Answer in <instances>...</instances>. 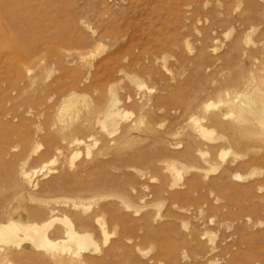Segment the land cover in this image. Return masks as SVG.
I'll use <instances>...</instances> for the list:
<instances>
[{
    "label": "rangeland",
    "instance_id": "rangeland-1",
    "mask_svg": "<svg viewBox=\"0 0 264 264\" xmlns=\"http://www.w3.org/2000/svg\"><path fill=\"white\" fill-rule=\"evenodd\" d=\"M254 28L264 0H0V221L69 219L94 245L65 264H264V148L219 160L176 107Z\"/></svg>",
    "mask_w": 264,
    "mask_h": 264
},
{
    "label": "bare ground",
    "instance_id": "bare-ground-1",
    "mask_svg": "<svg viewBox=\"0 0 264 264\" xmlns=\"http://www.w3.org/2000/svg\"><path fill=\"white\" fill-rule=\"evenodd\" d=\"M242 40L243 48L239 45L241 51L246 50V52L242 54L239 66L234 65L232 58L223 59V67L219 71L222 79L217 85L189 86L181 93L176 103V107L185 119L186 128L192 129L198 137L211 136L214 131H209L210 127L217 130L216 136L211 140L215 145L210 149L222 161L231 150L253 152L264 148V32L254 28ZM186 48L188 52L191 51L187 44ZM236 48L237 46H232L235 51ZM203 60L202 55H197L195 59L197 65ZM208 91L211 93L209 94ZM211 96L215 97L217 102L211 101ZM119 115L116 101L112 97L105 120L110 125H114ZM204 154L201 153V156ZM238 157L241 155H237ZM167 170L171 176L180 179V173L174 165L169 166ZM38 211L35 214L36 218L41 214ZM2 217L0 249L9 246L19 247L23 242H29L33 247L50 253L55 258L56 264H65L60 253L78 257L83 250L94 245L89 234L76 231L65 217L61 220L49 218L40 221L41 223L33 221L28 224L16 221L3 224L5 219ZM57 221L63 225L64 232L60 241H52L47 236V229ZM71 245L74 249L70 247Z\"/></svg>",
    "mask_w": 264,
    "mask_h": 264
}]
</instances>
